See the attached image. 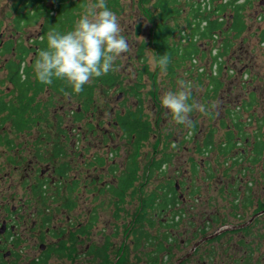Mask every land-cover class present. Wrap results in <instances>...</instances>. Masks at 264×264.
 Segmentation results:
<instances>
[{
    "label": "rangeland",
    "instance_id": "374dc122",
    "mask_svg": "<svg viewBox=\"0 0 264 264\" xmlns=\"http://www.w3.org/2000/svg\"><path fill=\"white\" fill-rule=\"evenodd\" d=\"M19 1L0 0V98L7 95V99L12 100L17 96V92L8 79V63L17 62V56L13 51L3 53L9 42L8 38H12L10 41L16 48L20 46L30 48L41 35V24L17 30L15 20ZM161 1L120 0V7L115 9L116 7H110V1L106 0L107 6L117 14L121 34L129 44V51L116 59L114 70L84 85L87 90H92L91 97L83 96L82 92L74 93L67 84L69 91L64 94L46 86L41 96L34 101V107L28 112L31 123L29 122L27 128L32 127V136L15 130L11 122L5 124L3 128L0 127L3 138V144L0 145V219L5 215L4 206H9L8 202L14 193L24 191L21 189V184L24 186L25 182L23 180L25 172H21L23 168L15 173L13 166L9 165L12 144L16 142L22 144L21 153L25 145L36 140L38 143L35 144L39 146L47 143L49 145L46 146L49 148L62 146L65 156L58 159L57 164L54 158L50 161L56 167L67 164L71 168L69 176L78 179L79 184L75 189L63 185L61 191V185H56L55 180L49 185L46 200L37 201L38 222L43 223L39 229L44 233L48 228L50 235L53 236V240H38L39 244L51 249L47 264H103L104 259L101 255L105 257L106 253L114 264H147L157 256L153 243L162 232L164 238L173 235L174 240L182 241L189 234L187 231H190V225L200 224L201 218L206 220L209 214L217 210H223L224 214H228V209L237 208L238 206L235 207L234 204H237L238 200L233 192H230L232 187H242V190L246 187L256 196H264V156L259 157L260 162L253 163L254 155L250 153L251 148L245 145L244 139L240 140L241 148L246 150L243 161L239 167L223 174V167L228 168L238 155L234 153L223 155L220 147L226 136V124L231 126L233 123V119L229 118L227 113L236 112L238 106L251 104L253 92L257 101L253 110L249 109V114L253 117L249 114L238 116H241L242 124L249 127L246 131L251 140L257 135L264 139V46L259 40L264 22L259 19L264 16V5H260V2L264 0L240 1L239 4L243 2L247 4L244 12L247 29L241 37L233 39V52H227L225 49L227 41L232 42L228 32V21L223 26V33H218V39L213 36L204 42L203 39L200 41V36H196L198 43L202 46L203 43L204 45L207 43V50L214 48L219 56L223 55L224 60L222 71L218 73L217 68V76H213L208 69L202 74V80H199L197 67L190 60L180 68L176 67L175 77L170 75L168 69L165 71L158 66L152 34L155 26L162 23L159 14ZM94 2L95 0H85V5ZM49 5L52 3L49 2ZM190 7L191 0H183L182 15L166 22L176 28L173 37L175 45L180 43L179 36L183 30H187V37L191 34V29L187 26ZM184 45H187V42ZM33 56V53L29 56L28 65ZM199 57L197 66H207V60L212 62L209 57L207 59ZM149 60L153 62L150 63ZM176 64L175 61L173 66ZM145 65L148 71L139 76ZM230 70L234 73L232 74ZM150 73L153 74L152 78ZM109 74L117 77L107 83L105 81L108 80ZM214 79H218L222 84L217 93L214 92L215 88L212 85ZM179 81H185L192 86L193 99L189 100V103L203 104L208 109L206 115L195 111L191 113L193 121L191 129L176 124L160 103V98L165 92L179 90ZM139 86L140 96L134 90ZM93 97L96 102L91 100ZM142 99L143 110L152 123L153 130L140 149L142 154H139L138 161L141 170L137 186L130 189L120 203L112 189L119 186V178L126 171L135 149L131 138L115 124L118 114H124L128 109L137 110L139 100ZM77 113L81 114L78 118ZM247 117L251 118L246 120ZM210 131L215 135L214 144L213 149L206 154L205 151L201 152V149L204 147L203 140ZM65 135L68 138H65ZM166 138L170 143L167 154L172 160L167 161V166L163 169L165 174L162 175V171L155 173L143 187L142 193L140 186L146 180L144 174L150 165L149 160L161 156ZM15 154L12 152V158ZM25 155L32 159L31 154ZM193 161L198 165L195 172L191 164ZM200 162L205 166L202 167ZM94 166L96 168L91 173L93 176H87ZM208 167H212L211 171H214L212 174ZM164 178L178 181L181 200L178 198L179 202L165 212L161 211V202H157L155 209L161 215L154 217L149 213L148 219L140 223L138 218L143 202H147L149 204L147 208H150L153 198L151 195L162 186H166ZM247 182L253 183L252 189ZM227 184H232L230 189ZM193 192L197 193L195 197L191 195ZM162 196L163 194L160 200L163 199ZM242 200L239 202L240 208H244V199ZM18 203L11 201L12 206H17ZM151 217L153 218L150 219ZM45 218H49L48 223H44ZM92 218L96 220L93 229H86ZM149 219L155 221V229L149 226ZM160 224L172 225L173 232L166 233L162 226L159 228ZM131 227H135L139 234V231H144L138 241L141 245L133 234L127 241L124 238V231H121V228L129 230ZM28 244L25 251L27 257L20 262L14 258L9 259L7 264H28L33 259L47 255L41 253L33 242ZM107 247L109 248L106 249Z\"/></svg>",
    "mask_w": 264,
    "mask_h": 264
},
{
    "label": "flooded vegetation",
    "instance_id": "af4514ba",
    "mask_svg": "<svg viewBox=\"0 0 264 264\" xmlns=\"http://www.w3.org/2000/svg\"><path fill=\"white\" fill-rule=\"evenodd\" d=\"M260 5H264V1L260 2ZM17 19V18H16ZM260 20L264 21V16L259 17ZM14 20V19H13ZM15 20V24H16ZM41 24V23H40ZM17 25V24H16ZM41 30H42V24ZM263 27L260 29V33L264 31V22ZM12 38H8V44L12 43L13 45V53L16 54V46L11 42ZM260 40V39H259ZM37 41H43V34L41 31L40 39ZM262 43V42H261ZM264 46V43H262ZM39 49V45L36 43L34 46H30L28 49ZM34 54L33 57L30 58L29 65L27 64L28 58L31 54ZM17 56V54H16ZM37 58V52H31L26 60V65L24 67H29L32 70L34 66V62ZM36 81H33V85H35ZM13 85V84H12ZM13 88L17 92V96L13 98L14 103H18V94L19 92L16 90L15 86ZM46 88V87H44ZM40 90V87L31 86V90L28 93L29 101H35L41 94L44 92ZM63 94V93H62ZM92 96V95H91ZM90 96V97H91ZM27 99V98H26ZM90 99V98H89ZM93 102H96V99L93 97ZM254 103H257L255 100V92L252 94V103L248 106H238L236 112L229 111L227 113L228 117L233 119L232 125L226 124V136L224 138V142L221 147L222 154H232L234 153L235 156L233 163L229 165L227 168L226 166L223 167V174L228 173L230 169H235L237 166H240L241 161H243L244 154H246V150L241 148V141L244 139L245 145H249L251 148V152L253 156V163L260 162L259 157L264 156V139L260 138V136H255L252 140L248 136L246 129L248 126H244L241 122V116L238 115H248L251 110H253ZM252 106V107H251ZM250 109V111H249ZM240 111V112H239ZM249 111V112H248ZM239 113V114H238ZM81 114L77 113V118L80 117ZM249 116L253 117V115ZM251 117H247L246 120H249ZM115 125L119 126V122L117 121ZM15 130H17L15 128ZM32 127L25 128L23 130H17L20 133H27L29 136H32ZM211 132V131H210ZM209 132V133H210ZM209 135V134H208ZM207 135V136H208ZM70 136V134H68ZM207 136L203 140L204 147L201 149V152L205 151L207 154L210 150L206 148V140ZM65 138H68L65 135ZM14 140H12L13 142ZM251 141V142H250ZM36 141L32 142L29 145L24 146L23 155L21 153V149L23 148L22 144H12V152L16 153L15 156L12 158L10 155V163L9 165L14 168V172L17 173L19 169L23 170L21 172H25L23 174V182L24 186L21 184V189L24 191L14 193L13 198H11L8 202L9 208L4 206L5 215L0 219V264H7V260L9 259H17L19 262L24 258L27 257L25 251L27 246H29L28 242H33L34 246H38L41 250V253H47L46 258L42 257L39 259H33L28 264H47V258H49V254L51 249H48V246L44 244H39L38 240H53V236L50 235L48 228L43 233L39 226H43V223L39 224L38 216H39V208L37 201L38 200H46L45 196L48 194L49 185L56 180V185L60 186V191L63 185L66 188L75 189L79 182L77 177H70L71 168L64 164L61 166L56 167L55 164L52 165L50 159H56V164L58 163V159L64 157L62 146H53L51 148L47 147L46 145H37L35 144ZM133 142V140H132ZM38 143V142H37ZM232 145L231 149L229 150V145ZM240 146V147H239ZM223 148H228L229 152L227 153L226 150L224 151ZM28 150V151H27ZM238 150H241L239 152ZM83 151L80 153L82 154ZM26 154H31L32 159H30ZM79 154V156H81ZM139 154L141 155V150H138V158ZM260 156H257L259 155ZM226 155V156H227ZM52 156V157H50ZM132 157V156H131ZM162 158V154L159 158L152 157L149 162L150 164L154 163L155 160H160ZM167 163V162H166ZM163 164V169L166 168L167 164ZM201 166L204 167V163L200 162ZM192 169L194 172L198 165L195 161L191 163ZM201 167V168H202ZM95 166L91 170V172L87 173V176L92 177V171L95 170ZM139 168L141 170L140 164ZM203 169V168H202ZM209 172L211 171L212 167H208ZM139 170V171H140ZM245 170V169H244ZM138 171V174H139ZM160 171H157V173ZM12 174V171H11ZM125 175V177H124ZM128 175V165L126 167V171L122 174L119 178V183L121 184V180ZM155 176V175H154ZM70 177V178H69ZM212 177V176H210ZM35 178V181H34ZM140 178V174L138 175V180ZM138 180L135 182V186H137ZM250 180V178H249ZM149 181V180H148ZM144 183L145 185L148 183ZM165 181L166 186L172 185L176 187V196L177 202L181 197L179 195V184L178 181H173L171 179H163ZM143 184V185H144ZM250 186V189L253 187L252 182H247ZM139 186V185H138ZM232 184H227L228 189H230ZM118 187V186H117ZM141 187V186H140ZM162 186L153 196L151 199L154 202V198H157L156 203L152 206L155 207L157 202H161V195L164 197L165 189ZM139 188V187H138ZM249 189V190H250ZM113 191V190H112ZM116 196H118L120 203L126 198V194L129 192L128 190H123L121 193H117L113 191ZM162 192V194L160 193ZM230 192L236 197L238 200L237 204H234L237 208H230L228 209V214H224L225 212L222 211H215L208 215V219L203 220L200 219V224L190 225V231H187L189 234L186 235V238L182 241L174 240L173 235L170 237L166 236L163 237L164 232H160L159 236L155 238L153 243L155 254L157 256L153 258L147 264H264V196L258 197L254 193L248 191L245 187L242 190V187H235L231 188ZM33 193V194H32ZM197 193L193 192L191 195L193 197L196 196ZM179 195V197H178ZM179 198V199H178ZM244 199V208H240L239 205L240 200ZM19 202L17 206H12L11 201ZM150 200V199H148ZM53 200H51L52 202ZM243 201V200H242ZM22 202V203H21ZM145 201L143 202V204ZM174 204V203H173ZM171 204L169 208L173 205ZM152 207L147 210L146 220L148 219V214H153L154 217H159L161 215L158 214L156 209L153 211ZM156 208V207H155ZM168 208V209H169ZM167 209V210H168ZM164 210L163 212L167 211ZM120 212V211H118ZM155 214V215H154ZM119 214L117 213V216ZM151 217L150 219H152ZM180 218V217H179ZM182 218V217H181ZM149 223L151 227L155 229V221L150 220ZM179 220V219H178ZM29 221L31 224L29 225ZM49 218L44 219V223H48ZM95 218L91 219L90 224L86 229L92 230L93 224L95 225ZM143 222V221H142ZM141 222V223H142ZM154 222V223H153ZM179 222V221H178ZM162 226V227H161ZM162 228L163 231L166 230V233L173 232L172 225L167 224H160L159 228ZM152 228V229H153ZM160 230V229H159ZM85 231V230H84ZM121 231H124L123 235L124 238L128 239L129 236L134 237L137 242L140 240L141 235L136 231V228H132L127 230L125 228H121ZM46 233V234H45ZM135 243L136 241H131ZM141 245V242H138ZM127 244V243H126ZM124 245V249H127V245ZM50 245V244H49ZM138 247V244L136 245ZM107 247L106 249H108ZM106 253V252H105ZM42 254V255H43ZM109 254H105V257L102 256V259H105L107 264H114Z\"/></svg>",
    "mask_w": 264,
    "mask_h": 264
},
{
    "label": "trees",
    "instance_id": "16d2710c",
    "mask_svg": "<svg viewBox=\"0 0 264 264\" xmlns=\"http://www.w3.org/2000/svg\"><path fill=\"white\" fill-rule=\"evenodd\" d=\"M110 7H120V0H109ZM147 1V0H145ZM183 0H162L159 4V14L162 23L155 26L153 34H152V44L154 51L156 53L157 60H159L161 55L165 53L169 57V63L167 65V69L171 76L175 77L176 67L180 68L183 64H186L189 60L192 61L196 57H201V59H207L208 53L212 54V50H207V43H203V46L195 40L196 36H200V41L212 39L216 32L223 33V26L228 21L229 28L228 32L232 37V42L229 40L226 44V51L233 52V39L241 37L247 29V25L245 23L244 12L247 9V4L243 2V4H239L240 0H230L226 5H219L213 11L203 10L201 4L196 2L195 0H191V7L189 14L187 16V26L191 29L190 41L187 45H183L182 43H177V45L173 44V37L175 35L174 27L170 26L166 22L174 17L181 16L184 12L181 8V3ZM51 2L52 5L48 6V3ZM86 8L85 0H20L19 4L16 6L17 11V21L16 26L17 30H21L23 28L42 24V34L43 41H36L39 45V49H28L25 46L17 47V62L10 61L8 63L9 76L11 84H13L16 90L19 92L18 94V103H14L12 99H7V95L5 97L0 98V127H4L5 124L11 122L13 126L17 130H23L27 128L28 124L31 123V118L28 112L31 108L34 107V101H29V92L31 86H38L40 90H43L44 87H50L55 91H59L60 93H67L69 91V87L66 86L64 81L53 80L51 85H45L40 83L35 75L34 70L29 67H24L26 65V60L28 55L31 52L38 53L41 49H45L47 47V33L56 29L62 33L71 30L74 27L75 22L80 18L83 10ZM215 17L216 19H212ZM227 17V18H225ZM219 18H224V22H219ZM207 22L206 26H203V23ZM231 39V38H230ZM259 39L262 43H264V31L259 34ZM227 40V39H226ZM4 50V54L10 53L13 50L12 43L7 44ZM222 57L223 55L220 54ZM199 57V58H200ZM217 57H212L211 60L213 62L217 61ZM144 60V58H143ZM143 60L142 63L144 62ZM177 62L175 66H173L174 62ZM35 63V62H34ZM217 63H219L217 61ZM146 64V63H145ZM148 71V67L145 65V68L139 72V76L142 73ZM219 71H222V65H220ZM199 80H202V74H198ZM117 76H113V74H109L107 76V83H110L116 79ZM150 77H153V74L150 73ZM205 77V76H204ZM101 77L95 78L99 79ZM140 79V78H139ZM111 80V81H109ZM33 81H36L35 85H33ZM212 85L214 92L217 93L218 89L222 84L218 79L212 80ZM139 87H135V93L138 95ZM83 96L90 97L92 95V90H87L83 86ZM140 96V95H138ZM27 98V99H26ZM193 99V94L191 95L189 100ZM139 107L137 110L128 109L124 114L117 115V121L119 122V126L121 129L128 135L131 140H133L134 144V154L130 159V163L128 164V175L126 179L124 177L121 180V184L116 189H112L117 193H121L123 190L133 189L135 186V182L138 180V171L139 161H138V150L142 148V144H144L151 135L152 132V123L150 122L148 116L145 115L143 110V99L139 100ZM18 104V105H17ZM30 122V123H29ZM168 138V137H167ZM166 138L164 146L161 150L162 158L160 160H155L154 163L150 164L148 169L145 170L144 177L146 183L151 177L157 173V171H162V175L165 174L163 172V164L167 161L172 160V157L167 154L168 146L170 145L169 140ZM214 132L211 131L207 136L206 140V148L210 150L214 144ZM3 144V138L0 134V145ZM230 144L229 150L232 148ZM224 151L228 153V148H223ZM257 156H260L257 155ZM140 187V191L143 193V187ZM166 191L164 193V197L160 203L161 211L167 210L171 204L176 203V187L172 185H168L163 187ZM157 198H154V202L151 203L150 207H152ZM149 202V201H148ZM178 203V202H177ZM149 204L146 202L143 204L141 214L139 215L140 223L146 221L147 208ZM155 207H152L154 210ZM138 221V222H139ZM154 223V222H153ZM141 235H143L144 231H139ZM37 264V263H35ZM103 264H107L105 259L103 260Z\"/></svg>",
    "mask_w": 264,
    "mask_h": 264
},
{
    "label": "clouds",
    "instance_id": "9594fccd",
    "mask_svg": "<svg viewBox=\"0 0 264 264\" xmlns=\"http://www.w3.org/2000/svg\"><path fill=\"white\" fill-rule=\"evenodd\" d=\"M121 32L119 18L106 0H95L86 6L71 30L62 33L52 29L47 33V47L39 51L33 66L36 79L45 85H51L53 80L64 81L79 94L94 78L113 71L116 59L129 51ZM168 63V55H161L158 66L166 71ZM179 85L178 91L165 92L160 103L176 124L191 129V113L206 115L208 109L203 104L189 103L190 83L179 81Z\"/></svg>",
    "mask_w": 264,
    "mask_h": 264
},
{
    "label": "built area",
    "instance_id": "2783aa9c",
    "mask_svg": "<svg viewBox=\"0 0 264 264\" xmlns=\"http://www.w3.org/2000/svg\"><path fill=\"white\" fill-rule=\"evenodd\" d=\"M198 1H199L198 3L201 4L203 10L211 11V10H214L219 5H226V4H228L230 0H198ZM240 1H242V0H240ZM218 20L221 23L224 22V18H219ZM206 25H207V22H204L203 23V26H206ZM186 33H187V30H183L181 32L180 36H179L180 37V43H182L183 45L186 44V42L188 44L189 41H190L189 40L190 39V36L187 37ZM218 33L219 32H216L214 34V38L215 39H218L219 38V34ZM195 40L197 41V38H195ZM211 50H212V54L209 55V53H208L209 59L212 58V57H215V58L217 57L218 58L217 61L219 63H217V61H215V62L212 61L211 62V61H208L207 60V62H208L209 65L207 64V66H202V65L201 66H197V63H198L197 58L198 57H196V58H194L192 60V64L197 67V72H198L197 74H205V72L208 71V69H209L210 72H212L214 74V75L212 74L213 76H217L218 75V73H219V65H222V63H223L224 60H223V58L221 56H219V53L214 48H211L210 51ZM217 68H218V73H217ZM230 72L232 74L234 73L232 70H230Z\"/></svg>",
    "mask_w": 264,
    "mask_h": 264
}]
</instances>
